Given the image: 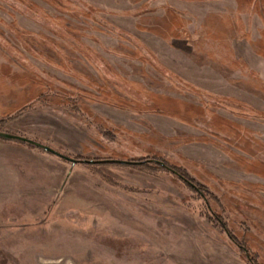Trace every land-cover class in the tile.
<instances>
[{
  "label": "rangeland",
  "instance_id": "374dc122",
  "mask_svg": "<svg viewBox=\"0 0 264 264\" xmlns=\"http://www.w3.org/2000/svg\"><path fill=\"white\" fill-rule=\"evenodd\" d=\"M0 132L146 162L0 138V264H264V0H0Z\"/></svg>",
  "mask_w": 264,
  "mask_h": 264
},
{
  "label": "water",
  "instance_id": "95a60500",
  "mask_svg": "<svg viewBox=\"0 0 264 264\" xmlns=\"http://www.w3.org/2000/svg\"><path fill=\"white\" fill-rule=\"evenodd\" d=\"M0 138L5 139V140H15V141H20L22 143H26L32 146H35L37 148L43 149L46 152H49L53 155H56L66 161L72 162V163H77V162H83V163H88V164H101V163H116V164H132L133 162H129V161H121V160H102V161H96V160H78V159H74V158H70L67 157L61 153H59L58 151L54 150L53 148L44 145L42 143L36 142L34 140L22 137V136H18V135H14V134H10V133H5V132H0ZM161 163L163 166L165 165L162 162ZM173 173H176L174 170H171ZM181 178L183 180H185L186 182L192 184L189 180H187L186 178L182 177ZM192 186H194L192 184ZM195 187V186H194Z\"/></svg>",
  "mask_w": 264,
  "mask_h": 264
},
{
  "label": "trees",
  "instance_id": "16d2710c",
  "mask_svg": "<svg viewBox=\"0 0 264 264\" xmlns=\"http://www.w3.org/2000/svg\"><path fill=\"white\" fill-rule=\"evenodd\" d=\"M144 163H146V162H142V163L139 162L138 164L137 163H132V164H119V165H141V164H144ZM159 164H160V166H159L160 169H166L167 171L174 170L176 173H178L179 175L183 176L184 178H187L188 177L186 172H184L183 170L181 171V169L177 168L176 166H171V167L169 166L168 167L167 166L168 164H165L164 163L165 164L164 166L161 163H159ZM229 235H230L231 239L236 242V240H235L234 236L231 234V232H230Z\"/></svg>",
  "mask_w": 264,
  "mask_h": 264
},
{
  "label": "crops",
  "instance_id": "0c3cea01",
  "mask_svg": "<svg viewBox=\"0 0 264 264\" xmlns=\"http://www.w3.org/2000/svg\"><path fill=\"white\" fill-rule=\"evenodd\" d=\"M7 144H5L4 142H0V149L2 148V149H4L5 151H8V150H10L11 148H16V149H21L22 151H24V152H26V153H35V152H33L32 150H29L28 148H26V146H17L16 144H10L9 142H6ZM3 158V157H2ZM21 165H23V167H21L22 169L23 168H26L27 166V164H26V162H22V164ZM24 171V170H23ZM24 173V172H23Z\"/></svg>",
  "mask_w": 264,
  "mask_h": 264
},
{
  "label": "flooded vegetation",
  "instance_id": "af4514ba",
  "mask_svg": "<svg viewBox=\"0 0 264 264\" xmlns=\"http://www.w3.org/2000/svg\"><path fill=\"white\" fill-rule=\"evenodd\" d=\"M129 162H133V163H137V162H135V161H129ZM185 181V180H184ZM186 182V181H185ZM186 183H188V182H186ZM189 184V183H188ZM192 185V184H191Z\"/></svg>",
  "mask_w": 264,
  "mask_h": 264
}]
</instances>
